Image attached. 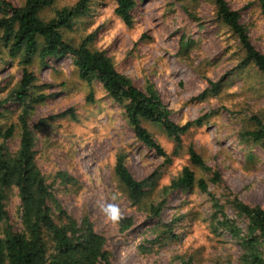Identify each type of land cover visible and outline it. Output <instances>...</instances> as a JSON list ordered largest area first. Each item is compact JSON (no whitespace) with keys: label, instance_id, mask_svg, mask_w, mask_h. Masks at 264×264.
Returning a JSON list of instances; mask_svg holds the SVG:
<instances>
[{"label":"rangeland","instance_id":"1","mask_svg":"<svg viewBox=\"0 0 264 264\" xmlns=\"http://www.w3.org/2000/svg\"><path fill=\"white\" fill-rule=\"evenodd\" d=\"M7 1L18 6L23 0ZM75 1L56 0L43 16L50 17L55 6ZM135 1L129 26L115 14L114 0H95L66 35L79 44L92 34V49L104 51L138 89L152 83L170 119L179 125L190 123L189 129L177 144L159 124L144 121L161 148L159 153L135 137L124 108L110 99L97 80L87 83L79 78L70 55L48 60L44 67L35 60V90L47 96L28 118L36 164L50 178L56 172L73 178L70 183L51 178L52 192L76 220L88 216L94 230L106 238L114 264H236L243 249L229 232L212 228L214 208L209 194L197 187L175 190L166 196V206L155 220L149 217L148 203L160 201L162 188L189 166L197 178L208 181V190L225 215L246 234L248 220L231 201L238 197L248 205H264V141L241 137L245 128H253L252 116L264 121V77L254 66L237 67V42L218 21L211 0ZM226 1L239 12L253 45L264 53L259 1ZM5 58L0 65V99L21 77L17 59ZM5 110L0 123L7 126L16 121L21 106L9 102ZM6 144L16 150L18 137ZM189 147L220 173L221 183L209 181L207 172L190 163ZM119 154L125 155V165L135 179L151 176L152 183L145 184V198L139 203L130 202L114 172ZM7 200L18 226L15 188ZM177 216L182 218L173 222ZM125 218L131 222L127 228L121 227L120 220ZM157 221L173 227L178 240L167 237L165 242L151 244L157 236L152 227ZM140 245L145 248L139 249ZM260 250L264 258V239Z\"/></svg>","mask_w":264,"mask_h":264},{"label":"trees","instance_id":"2","mask_svg":"<svg viewBox=\"0 0 264 264\" xmlns=\"http://www.w3.org/2000/svg\"><path fill=\"white\" fill-rule=\"evenodd\" d=\"M259 1V9L264 17V0ZM56 0H23L20 5H13L7 0H0L2 16L0 18V65L5 55L10 60L18 61L21 77L6 97L0 99V117L6 112V105L14 102L21 106V113L15 122L4 126L0 123V264H114L113 254L107 249L106 238L94 230L86 214L80 221L70 215L52 192L53 177L70 183L73 178L64 172H56L53 177L45 175L37 166L34 152V134L28 118L35 106L47 97L39 93L34 83L32 66L38 60L41 67L48 60L70 55L81 80L92 83L97 80L110 99L120 103L124 115L132 127L135 137L148 147L161 153V148L154 141L151 132L143 126L144 121L159 124L166 134L179 144L182 135L187 132L190 123L179 125L170 119V111L164 105L158 90L150 82L144 89H138L125 74L117 71L111 58L102 50L92 49V34L73 43L67 35L74 23L89 13L95 0H76L71 5L53 8L50 17L43 16L47 7ZM115 14L126 24H132V9L135 0H114ZM215 14L230 35L236 40L237 67L254 66L264 77V53L252 43L247 28L241 23L237 10L229 7L226 0H211ZM191 42H184L188 47ZM3 49V50H1ZM5 51V55L3 54ZM90 96V94H89ZM65 112L58 116H63ZM253 128L241 132L243 140L258 143L264 141V121L259 116H252ZM18 137L17 149L12 151L6 140ZM163 153V152H162ZM190 163L209 174V181L221 183L217 170L206 165L195 149H188ZM114 172L122 182L132 204L145 198V184H151V176L143 181L135 179L125 165V155L116 156ZM150 181V183L148 182ZM197 187L209 194L214 212L212 228L214 231L226 230L239 240L243 249L236 264H264L260 250L264 239V205H248L238 197L231 201L233 208L248 220L246 234L229 219L216 197L208 190V181L197 178L189 166L181 169L180 174L162 188V198L157 203H148L151 220L159 218L166 206V196L173 191ZM15 188L19 198V221L14 222L7 209L9 191ZM182 216L172 221H179ZM121 227L127 228L130 220L121 219ZM157 232L150 243H162L168 238L178 240L169 224L157 221L153 226ZM145 247L140 245L139 249ZM191 257H189V260ZM226 264H232L227 262Z\"/></svg>","mask_w":264,"mask_h":264}]
</instances>
